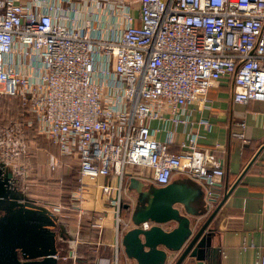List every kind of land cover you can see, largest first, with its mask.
<instances>
[{
  "label": "built area",
  "instance_id": "2783aa9c",
  "mask_svg": "<svg viewBox=\"0 0 264 264\" xmlns=\"http://www.w3.org/2000/svg\"><path fill=\"white\" fill-rule=\"evenodd\" d=\"M221 75L233 101L264 100V0H0V96H15L30 114L0 123V168L18 187L32 122L59 153L75 156V199L95 185L112 208L113 248L100 259L116 264L131 224L121 214L125 165L143 167L154 184L183 173L208 195L222 175L195 132L178 151L168 148L172 125L187 122L185 105L207 106L206 89ZM155 118L162 125L150 127ZM100 176L109 179L95 183Z\"/></svg>",
  "mask_w": 264,
  "mask_h": 264
},
{
  "label": "crops",
  "instance_id": "0c3cea01",
  "mask_svg": "<svg viewBox=\"0 0 264 264\" xmlns=\"http://www.w3.org/2000/svg\"><path fill=\"white\" fill-rule=\"evenodd\" d=\"M206 98L207 106L202 108L194 102L185 105L187 122L172 125L168 148L178 151L185 135L195 132L197 145L207 149L209 163L220 166L222 175L209 186V195L197 180L183 173L173 172L170 179H186L196 188V194L204 202L198 199L190 204L198 208L199 220L215 208L205 226L210 233V246L215 249L213 264H253L260 253L264 254V100L233 101L231 82L226 75L207 87ZM199 119H206L209 125L198 123ZM161 123L158 118L148 122L150 127ZM239 131L245 141L237 136ZM163 134L164 130L160 129L154 132V137L162 139ZM50 145L57 165L50 170L48 163L53 156L37 150L30 179L34 176L45 183L44 197L38 194L43 199L34 196L35 201L55 213L60 225L63 239L55 238L57 260L61 257V264H102L100 257L109 256L113 248L112 208L95 185L85 186L75 199L77 159L59 153L55 145ZM130 175L152 182L143 167L131 164L124 167L119 192L121 214L125 218L129 210L122 204L128 202L130 206L135 196L126 186ZM107 179L108 176H100L94 182ZM113 180L110 176V181ZM118 249L116 264H133L120 243ZM189 259L186 257L183 263ZM57 260L56 264H60Z\"/></svg>",
  "mask_w": 264,
  "mask_h": 264
},
{
  "label": "water",
  "instance_id": "95a60500",
  "mask_svg": "<svg viewBox=\"0 0 264 264\" xmlns=\"http://www.w3.org/2000/svg\"><path fill=\"white\" fill-rule=\"evenodd\" d=\"M9 177L10 172L0 168V264H56L60 225L26 187L14 186ZM186 181L153 184L128 176L126 186L135 192L132 218L128 213L132 225L121 233L119 243L133 264L214 263L215 249L205 226L215 208L199 220L200 212L190 202L196 203L200 195ZM186 257L190 259L183 263Z\"/></svg>",
  "mask_w": 264,
  "mask_h": 264
},
{
  "label": "rangeland",
  "instance_id": "374dc122",
  "mask_svg": "<svg viewBox=\"0 0 264 264\" xmlns=\"http://www.w3.org/2000/svg\"><path fill=\"white\" fill-rule=\"evenodd\" d=\"M20 115H21V111L19 108H17V102H14L13 99H9V97L0 96V123L6 122L9 117L11 118L20 117ZM23 135H24L23 140L27 145V156H26L25 163L23 164V166L17 169L16 173L18 174L15 175L16 185L18 187H26L27 192L32 193L35 197H37V199H43L44 197L43 193H45L43 192V189L45 187L43 185H45V183L39 179H35L34 176L32 177L33 180L31 181L30 176H31V172L34 170L37 150L38 151L40 150L39 151L40 153H43V151H45L47 154H50L51 153V150H50L51 143H49L45 139V137H43L42 135H39L38 137L35 136L34 134L29 135L26 133L25 130H24ZM51 155H54V154L51 153ZM72 165H74V163H72L71 166ZM126 166L127 165H125V167ZM50 170L52 169L50 168ZM38 194L42 195L43 197L40 198ZM131 207L132 206H129L128 210L131 212L130 217L132 218L133 207L132 209ZM58 237L63 239V235H59ZM57 263H60V264L62 263L61 257L57 260Z\"/></svg>",
  "mask_w": 264,
  "mask_h": 264
},
{
  "label": "trees",
  "instance_id": "16d2710c",
  "mask_svg": "<svg viewBox=\"0 0 264 264\" xmlns=\"http://www.w3.org/2000/svg\"><path fill=\"white\" fill-rule=\"evenodd\" d=\"M1 96L9 97V99H13L14 102H17V108H19L18 107V100H17V98L15 96H11V95L10 96H8V95H1ZM20 117L28 118V117H30V114L27 113V112H25L24 110H22ZM24 130L29 135H33L34 134L37 137L39 136L38 134L35 133V124L33 122L30 125L25 126L24 127ZM24 130H23V133H24ZM53 216L55 217V215H53Z\"/></svg>",
  "mask_w": 264,
  "mask_h": 264
}]
</instances>
